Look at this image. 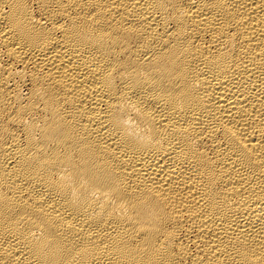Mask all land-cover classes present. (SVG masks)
<instances>
[{
  "label": "bare ground",
  "instance_id": "obj_1",
  "mask_svg": "<svg viewBox=\"0 0 264 264\" xmlns=\"http://www.w3.org/2000/svg\"><path fill=\"white\" fill-rule=\"evenodd\" d=\"M0 264H264V0H0Z\"/></svg>",
  "mask_w": 264,
  "mask_h": 264
}]
</instances>
